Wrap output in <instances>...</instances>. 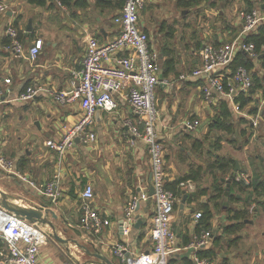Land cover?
Wrapping results in <instances>:
<instances>
[{"label":"crops","instance_id":"crops-1","mask_svg":"<svg viewBox=\"0 0 264 264\" xmlns=\"http://www.w3.org/2000/svg\"><path fill=\"white\" fill-rule=\"evenodd\" d=\"M53 1L48 0L45 5H37L29 0H0L7 5V9L0 12V152L14 163L10 171L0 167V188L11 194L14 197L11 200L17 203L31 206L47 203L58 215L56 220L51 215L49 218L57 223L60 235H73L90 248L93 242L114 264H124L115 253L114 246L124 245L126 257L150 250L153 245L150 232L154 212L153 198L142 200L133 213L134 223L140 220L139 226L133 224L127 227L123 222L126 221V206L131 197L142 192L150 194L152 185V164L148 146L140 137L131 133L125 124L126 119L133 122L138 119L126 100L127 89L114 93L117 102L115 109H101L95 113L90 123V128L96 133L94 141H76L62 161L45 145L49 138L60 139L65 128L72 126L81 116L79 101L62 104L53 98L51 92L67 89L79 81L89 36H95L104 43L119 34L120 25L115 21L121 11L116 4L119 0H108L112 3L109 6L100 3L103 0H85L86 6H78L71 1L70 7ZM216 1L210 0L209 15L222 19L214 23L216 30H209L196 41L197 48L176 47L174 50L169 44L158 47L155 35L150 33L151 28L142 19L144 6L154 5L157 0H145L140 10L139 26L150 35L151 45L160 54V77L168 80L160 83L156 90L159 108L157 130L164 146L166 181L175 180L189 174L191 170L199 169L201 179L199 182L192 181L201 185L202 180H206L201 186L208 187V194L196 201H189L185 197L183 202L184 195L176 196L172 228L177 235V247L164 264H195L196 252L212 258L214 264H264V211L255 213L252 210L250 221H243L241 224L229 219L228 209L241 208L244 197L233 181L230 183L231 194L224 195L219 200L220 206L213 208L208 244L197 250L189 247L197 237L196 225L200 217L196 218V214L202 211L203 203L210 202V194L213 192L209 163L215 157L225 155L237 160L240 164L237 177L242 180V175L248 179L254 175L264 179V88L260 87L252 93L249 91L242 95L249 97L244 107L240 106V96L239 109H236L226 97L216 96L211 101L206 100L201 89L202 77L191 75L180 78L181 74L189 75L200 65L204 44L228 43L241 32L243 19L240 11L245 9L244 2L235 0L228 10V17L223 20L224 9L218 7ZM174 3L181 7L182 13L188 8L180 6L179 0H174ZM259 6L264 13V3ZM262 24L264 21L258 27ZM9 26L17 28L18 36L20 32L22 52L14 53L11 50V37L7 33ZM258 27L251 34L256 33ZM163 28L164 24H160L159 30ZM163 33H175V24L168 26ZM36 37L43 38L44 46L32 60L29 48ZM169 52L173 61L171 69L167 71ZM259 65L260 56H257L256 66ZM38 87L41 89L33 98L18 99L28 88ZM223 100L229 103L233 113L241 112L247 106V115L257 113L258 105L262 101L263 108L256 125L260 124V129L252 124L251 129L248 126L242 127L239 132L245 135L242 143L234 144L225 153L211 152V159L207 158L205 163L206 160L198 156L202 155V150H197L203 141L200 134L206 132L209 117V123L213 120L211 125L216 126L219 106ZM194 119L199 121V126L195 130L186 129L184 122ZM55 173L60 174L61 194L57 202H51L38 187L51 180ZM88 183L94 188L91 200L93 207L103 218L110 220V224L102 225L98 231L88 229L81 223L80 191ZM183 190L187 194L193 191ZM62 220H67L82 234L78 235L77 231L71 229L64 232L65 225ZM228 226L229 229L226 230ZM48 239L40 250L42 264H84L88 258L73 243L69 244L70 252L67 245L60 242L67 251L60 255L56 253V244L50 245L51 239ZM221 241L226 242L227 253L224 256L219 253ZM210 250L214 254H208ZM74 257L80 262L75 261ZM0 264H6L1 256Z\"/></svg>","mask_w":264,"mask_h":264},{"label":"built area","instance_id":"built-area-1","mask_svg":"<svg viewBox=\"0 0 264 264\" xmlns=\"http://www.w3.org/2000/svg\"><path fill=\"white\" fill-rule=\"evenodd\" d=\"M60 4L59 0H54ZM145 0H124L120 13L115 21L120 25L119 34L108 42H100L95 36L87 38L85 55L82 61L79 81L67 89L54 90L53 98L62 104L79 101L82 113L79 119L70 127L65 128L60 139L49 138L45 145L54 151L60 161L76 141L85 143L96 139V133L90 128L97 110H113L117 107L114 93L127 89L126 100L132 111L137 115L136 122L125 120L131 133L140 137L148 146L152 164L151 183L154 192L133 195L126 206V225L135 222L133 213L142 200L153 198L154 212L152 216L151 238L152 248L133 257L125 256L126 247L116 244L114 251L124 264H164L169 255L177 247V235L172 228V218L175 209L176 195L166 186L164 146L160 141L157 130L159 108L156 99L157 86L168 80L160 77L161 58L159 52L151 45L150 35L139 26L140 10ZM7 5L0 2V12L5 11ZM243 26L240 34L232 41L222 44L208 42L201 50L200 65L192 72L181 74L180 78L200 76L203 78L201 89L204 98L211 101L216 96L229 99L236 109H239L240 96L248 93L253 85L252 71L245 66L233 67V61L238 52H243L256 58L258 52L254 42L246 36L255 31L262 21L264 13L260 7L240 11ZM11 37L10 48L14 53L22 52L23 44L18 39V30L14 26L7 28ZM44 46V40L36 37L29 48L30 57L34 60ZM264 52V44L261 47ZM114 62H111L113 61ZM41 88H28L19 96V100L33 98ZM199 121L187 120L184 127L195 130ZM13 160L6 158L0 152V167L10 171ZM243 181L250 179L243 176ZM33 186L34 183L29 181ZM183 189L194 190L192 180L181 181ZM51 202L60 198V174L55 173L51 180L38 187ZM94 188L86 184L80 191L82 217L81 223L88 229L98 231L102 225L110 224V220L103 218L93 207L91 200ZM201 212L196 214V218ZM211 237V231L205 230L189 245L196 250L206 246ZM49 238L48 231L43 226L16 215L14 212L0 206V240L7 247V254L3 255L6 264H42L40 261L41 246ZM195 264H214L213 259L196 252Z\"/></svg>","mask_w":264,"mask_h":264},{"label":"trees","instance_id":"trees-1","mask_svg":"<svg viewBox=\"0 0 264 264\" xmlns=\"http://www.w3.org/2000/svg\"><path fill=\"white\" fill-rule=\"evenodd\" d=\"M59 1L61 5L67 7H70L71 1H74L75 4L78 6L87 5L85 0H59ZM200 1L201 0H179L178 4L182 7H189V6H194L195 3L198 4ZM242 1L245 4L244 8L248 10L257 6L260 7L259 5H262V3H264V0H242ZM29 2L37 5H45L48 2V0H29ZM123 2L124 0H119L117 1L116 4L118 7L122 8ZM100 3L106 6L112 4L108 0L100 1ZM20 37L21 36L19 32L18 39ZM246 39L254 42L256 46V51L258 52V56H260L261 66L264 67V52L261 51V47L264 44V24L258 27V31L256 33L248 34L246 36ZM168 54L169 56L167 57V62H166L167 71L171 69V63L173 61V56H171V52H169ZM256 64H257V57L256 58L250 57L249 55L243 52H238L233 61V67H237L241 65V66H245L248 70L253 71L252 73L253 85L252 88L250 89L251 93L257 88L260 87L264 88V73L260 74L256 72L255 70ZM248 99L249 97L242 96L240 99L241 100L240 106L244 107ZM218 116L219 117L216 119L217 126L223 130L232 132L234 130V123L232 121L233 111L226 100L221 101L218 110ZM234 167H235V160L232 157H228L225 155H219L209 163V168H210L209 173H211L213 177V183L211 186L213 192L210 194V198H209L210 202H205L202 204L201 216L196 225L197 235H200L203 230H208L211 227L213 208L220 206L219 200L222 199V197H224L225 195L226 188L224 186V181H222L221 177H226L230 175V172L232 169H234ZM188 179L199 182V180L201 179L199 169L191 170L189 174L176 178L175 180L166 181V186L169 189H171L177 197H182L185 193L183 188L180 186V182L186 181ZM232 181L234 184L238 185L239 190L242 194H244V197H243V205L241 208L228 209V211H230L228 218L231 220H235L236 221L235 223L241 224L243 223V221L250 219V217L252 216V210L255 213L259 210L264 211V179L257 175H254L250 179L249 183H245V181H242L238 177L232 179ZM205 194H208V187L201 186L199 183H196L195 189L191 193L188 194L186 193V197L187 199H189V201H196ZM236 226H239V224H236ZM225 229L228 230L229 226L226 227ZM0 248H1L0 252L7 254V247L2 240H0ZM207 253L210 255L214 254L213 250H210ZM0 256L3 258V255L0 254Z\"/></svg>","mask_w":264,"mask_h":264},{"label":"rangeland","instance_id":"rangeland-1","mask_svg":"<svg viewBox=\"0 0 264 264\" xmlns=\"http://www.w3.org/2000/svg\"><path fill=\"white\" fill-rule=\"evenodd\" d=\"M233 2L235 3V0L216 1L217 6L222 7L224 9L225 14L222 16L223 20L224 18L228 17V10L231 9ZM210 6V0H203L200 4L194 5L190 8H186L185 12L182 13L181 7H177L174 3V0H157L154 5L148 6L146 4L144 6V12H142V19L145 23H148L149 27L151 28L150 33L153 36L155 35V42L158 43V47L162 46L163 44H169L174 47V50L177 49L176 47L189 48L191 46H196L197 48L198 46L196 45V41L199 40V38H201L209 30H216L217 26H215L214 23L218 19H222L218 16L209 15L211 9ZM160 24H164L163 30H159ZM172 24H175V33L171 35H165L163 31L165 32L168 26ZM152 35L151 37L154 38ZM256 72L262 74L264 73V68L261 65L256 66ZM262 108L263 103L261 101L257 108L258 112L255 114L247 115V106L241 112H234L232 117V121L234 123L233 132H226L221 130L219 127H217L216 122V126L211 125L213 120H210L211 122L209 123V119L211 118L209 117V119H207L206 132H202L200 134V137L203 139V141L201 142V146H199L197 150L201 149L202 155L198 156H200L201 159L205 160L207 158L211 159L210 155L212 153L216 151L225 153L226 150L232 147L234 144L237 145L239 143H242L245 135H241L239 133L240 129H242V127L247 126L249 129H251V124L253 126L255 125L254 127L259 128L260 124L258 126L256 125L259 122ZM222 141L224 144L222 143ZM223 145L225 146V148H223ZM205 163H207V160L205 161ZM231 173L232 170L230 174ZM228 177L229 175L226 177H222V179H227ZM203 183H206V180H202V184ZM225 183L226 181H224V184ZM173 213L175 214L176 210H174ZM43 228L47 231H51V228H49L48 226H43ZM49 239L48 240L50 241V245H52L53 243L56 244H54L56 246V253L64 255L65 252H67L65 246H63L60 242L55 241L52 237H49ZM225 244V241H221L222 247L219 249V253L222 256L226 255L227 253L225 249Z\"/></svg>","mask_w":264,"mask_h":264},{"label":"water","instance_id":"water-1","mask_svg":"<svg viewBox=\"0 0 264 264\" xmlns=\"http://www.w3.org/2000/svg\"><path fill=\"white\" fill-rule=\"evenodd\" d=\"M30 29V28H29ZM28 29V30H29ZM98 111V110H97ZM240 170V164L236 160L235 161V167L230 174L229 178L222 179V181H226V190L225 195H230V183L232 179L237 177V173ZM242 180V179H241ZM243 181V180H242ZM154 192L153 185H150V195H152ZM186 193L184 194L183 202L185 201ZM14 197L7 193L5 190L0 188V206L14 212L16 215L22 216L26 218L27 220L34 222L41 226H48L51 228V231H48L49 237H52L58 242H61L65 245H67V250L71 252L69 244L73 243L78 248L82 249L84 254L88 257L84 264H114V262L106 256L101 249L96 247L93 242H91V248L86 246L85 244L81 243L78 238L74 237L73 235H70L69 237H64L58 233V225L55 223L52 219L49 218L51 215L53 219H58V215L55 213V211L49 207L47 203H41L39 205H27L23 203H17L13 200ZM226 204V201L224 202ZM246 222L250 221V219L245 220ZM124 224L126 225V221H124ZM62 223L65 225L63 227L64 232H68V229H71L73 231H77L75 227H73L67 220H62ZM140 220L138 219L136 223H134L135 226H139ZM78 235H81V231H77ZM75 258V261L80 262L78 259Z\"/></svg>","mask_w":264,"mask_h":264}]
</instances>
